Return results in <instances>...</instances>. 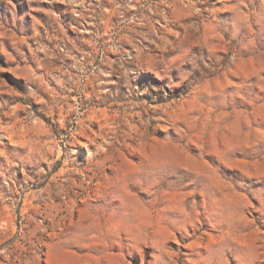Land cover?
Segmentation results:
<instances>
[{"label":"clouds","instance_id":"1","mask_svg":"<svg viewBox=\"0 0 264 264\" xmlns=\"http://www.w3.org/2000/svg\"><path fill=\"white\" fill-rule=\"evenodd\" d=\"M0 264H264V0H0Z\"/></svg>","mask_w":264,"mask_h":264}]
</instances>
